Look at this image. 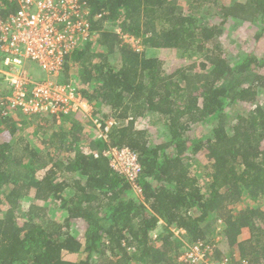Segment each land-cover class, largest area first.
I'll return each instance as SVG.
<instances>
[{"label": "trees", "instance_id": "obj_1", "mask_svg": "<svg viewBox=\"0 0 264 264\" xmlns=\"http://www.w3.org/2000/svg\"><path fill=\"white\" fill-rule=\"evenodd\" d=\"M85 3L92 39L56 83L90 113L0 118V264H188L176 258L194 246L217 264H264V0ZM16 9L0 0L2 17ZM243 27L249 43L229 53ZM152 49L188 63L167 73ZM11 123L36 138L11 144ZM110 149L135 157L139 194Z\"/></svg>", "mask_w": 264, "mask_h": 264}, {"label": "built area", "instance_id": "obj_2", "mask_svg": "<svg viewBox=\"0 0 264 264\" xmlns=\"http://www.w3.org/2000/svg\"><path fill=\"white\" fill-rule=\"evenodd\" d=\"M17 9L6 17L0 15V74L9 88V95L0 99V117H11L16 111L24 115L56 116L69 110L87 108L75 97L71 88L60 86L56 78L66 57L92 39L86 19L90 8L85 0H9ZM119 32V31H117ZM124 42L132 38L118 33ZM33 64L40 80L32 76ZM106 155L110 165L135 184L139 165L126 149H110ZM198 246L185 250L183 263L217 264L205 259ZM218 264H227L225 261Z\"/></svg>", "mask_w": 264, "mask_h": 264}, {"label": "rangeland", "instance_id": "obj_3", "mask_svg": "<svg viewBox=\"0 0 264 264\" xmlns=\"http://www.w3.org/2000/svg\"><path fill=\"white\" fill-rule=\"evenodd\" d=\"M221 1L228 4V3L233 2V1H243V0H221ZM179 2L182 6H184V4H186L185 0H179ZM230 30H234V29H230ZM114 31L117 32L118 28H114ZM252 34H253V31L249 28H245V27H243L242 29H236L235 28V30L232 31L231 34H229L227 36L226 41L224 42V46L229 49V51H230L229 53L235 54L234 52H238L241 49L240 47H241L242 43H244L247 40H248L247 43H249V39L251 38ZM131 43L133 44L134 47L137 46V41H133ZM260 44L263 45V42H261ZM263 46L261 48H263ZM145 53H146L145 55L147 57H155V58H159L160 60H162L164 62V69L166 70L167 73L172 71L173 69H176V68L181 67V66L185 65L186 63H188V60L185 58V56L183 55V53L181 51H177V50H173V49H171V50L152 49V50H146ZM25 67L30 68L31 72H32V76L34 78L38 79L39 75L41 74L39 69L35 68L33 64L25 65ZM88 110L90 113V108H88V107L85 110V112L87 113ZM82 116H85V114H83ZM88 128L89 127L86 126L85 130L87 131ZM23 133H24V131H23ZM35 138L36 137H32V141ZM38 138H40V137H38ZM42 175H43L42 170L38 171V173L36 174L37 177H41ZM7 202H8L7 205L12 206L15 203V199L13 198V196L8 197ZM22 204H23L22 206H27V202H25V201H23ZM38 204L42 205L41 202H38ZM51 214L53 215V218L55 217L56 220L63 219V215L58 210H52ZM76 222H78V221H76ZM76 222H75V225L73 228H74V232L76 234H78L79 230H78V226H77ZM68 258H70V257H68Z\"/></svg>", "mask_w": 264, "mask_h": 264}, {"label": "crops", "instance_id": "obj_4", "mask_svg": "<svg viewBox=\"0 0 264 264\" xmlns=\"http://www.w3.org/2000/svg\"><path fill=\"white\" fill-rule=\"evenodd\" d=\"M1 68H2V64L0 62V69ZM5 91L7 92V88L5 89ZM2 93H4V92L2 91L0 94L3 95ZM14 115L19 116V115H21V113L19 111H16L11 117H14ZM11 117H7V118H11ZM1 119H5V118H1ZM21 119L25 122V119H23V117ZM32 125L33 124H29V123L28 124L11 123L10 128L5 129L6 131H8L10 129H12L14 131V135H13V137H11V140H10L11 144L18 142L19 140H17V139H19L21 136L22 138L20 141L22 142V144L24 145L23 142H26L28 145H30L29 143H31L32 141H29V140H32V137L30 136L29 132H31V130H29V129L33 127ZM8 127H9V124H8ZM23 131H24V133H23ZM5 134H6V132H3L2 135H0V141L1 142L7 141L9 139V137L6 136ZM15 146H17V145H15ZM17 152L19 153V150ZM210 255H211V253H210ZM180 256H181V254H179V256L176 258V262H181ZM241 264H248V263L241 262Z\"/></svg>", "mask_w": 264, "mask_h": 264}, {"label": "clouds", "instance_id": "obj_5", "mask_svg": "<svg viewBox=\"0 0 264 264\" xmlns=\"http://www.w3.org/2000/svg\"><path fill=\"white\" fill-rule=\"evenodd\" d=\"M210 253H211V251H210V249H208L209 259H210ZM209 259H208V261H209ZM210 262H212V261H210ZM214 263H217V262H214Z\"/></svg>", "mask_w": 264, "mask_h": 264}]
</instances>
